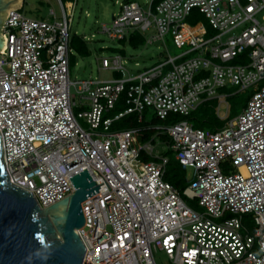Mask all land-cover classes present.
Here are the masks:
<instances>
[{"label":"built area","instance_id":"built-area-1","mask_svg":"<svg viewBox=\"0 0 264 264\" xmlns=\"http://www.w3.org/2000/svg\"><path fill=\"white\" fill-rule=\"evenodd\" d=\"M60 3L63 19L52 10L53 22L26 16L22 3L1 30L0 133L11 182L47 208L75 192L74 175L90 171L100 189L82 204L84 264H158L159 251L173 264H264V0H151L148 9L120 2L113 27L104 24L110 38L140 34L152 44L172 34L189 49L136 75L122 55L103 57L102 68L123 76L81 82L70 78L76 2ZM76 83L87 101L78 114ZM228 84L255 91L236 117L219 106L222 128L145 120L150 108L161 121L189 116L208 99L223 103L218 89ZM123 93L128 107L108 116ZM128 114L146 126L112 130ZM144 130L156 133L144 139ZM163 137L182 167L194 170L183 191L166 180L170 157L155 154Z\"/></svg>","mask_w":264,"mask_h":264},{"label":"rangeland","instance_id":"rangeland-1","mask_svg":"<svg viewBox=\"0 0 264 264\" xmlns=\"http://www.w3.org/2000/svg\"><path fill=\"white\" fill-rule=\"evenodd\" d=\"M65 4V0H62ZM76 2L74 11V20L71 25V37L78 36L86 41L90 51L89 56H82L77 50L73 49V61L70 66V78L72 82H81L84 80L101 79V80H113L123 76L121 73L114 71L113 69L102 68V58L108 57L111 60L117 55H122L126 62V67L131 74H138L145 70L154 67L157 64L165 62L170 56L178 57L182 55L189 47L182 49L178 48L173 40L172 34H168L163 41L149 44L147 39L145 43L136 48L132 46L128 41L123 42L118 39H112L108 33L104 32V24L108 27H113L114 19L120 14L121 6L120 2L125 0H72ZM141 4L144 8H149L151 0H135ZM54 10L56 13V19H63V10L60 0H24L21 12L28 17L45 19L50 22L55 20V16L51 14ZM262 14L259 15V18ZM200 20H204L203 18ZM190 23V22H189ZM240 28L236 29L234 33L240 32ZM156 30L152 28L145 33V37L149 38L152 34H155ZM197 53H191L189 57L196 56ZM179 60L178 62H182ZM137 63H139L137 65ZM168 70V68H167ZM261 84H264L261 83ZM79 83L71 86V93L74 95L75 113L83 112L85 107L82 105L87 101L82 98L83 94L78 91ZM219 93L226 96V101L220 103L218 98L216 104V110L218 112L219 106H221L222 115H226L229 107V118L236 117L244 111L248 101L252 97L255 87H251L246 91H241L238 86L228 84L225 88L218 89ZM87 93H85L86 95ZM204 97V96H203ZM125 108L123 109V111ZM233 112L235 115H231ZM118 111H112L108 114L110 117H114ZM157 114L154 109L150 108L145 116L146 122H151L153 125L168 126L176 121L188 120L193 124L191 117L180 115V119L175 120H157ZM80 123L85 129L90 128V124L86 118H79ZM227 123V121H226ZM117 124V123H116ZM122 125V123H118ZM115 127L112 130H121L123 127ZM155 154L169 156L170 159H175L173 152L169 151L167 142L164 138H158ZM176 160V159H175ZM170 170V167H168ZM186 178L191 179L193 177V168L184 169ZM166 180H168L166 178ZM190 183H185V188ZM185 188H179L183 191ZM188 205L194 209L201 210L198 201L189 200L185 198ZM156 260L158 264H173L169 257L162 251L156 253Z\"/></svg>","mask_w":264,"mask_h":264},{"label":"water","instance_id":"water-1","mask_svg":"<svg viewBox=\"0 0 264 264\" xmlns=\"http://www.w3.org/2000/svg\"><path fill=\"white\" fill-rule=\"evenodd\" d=\"M22 3L0 0V49L6 14ZM10 179L0 133V264H84L86 246L78 232L86 223L82 204L100 189L90 171L74 175L75 192L47 208Z\"/></svg>","mask_w":264,"mask_h":264},{"label":"trees","instance_id":"trees-1","mask_svg":"<svg viewBox=\"0 0 264 264\" xmlns=\"http://www.w3.org/2000/svg\"><path fill=\"white\" fill-rule=\"evenodd\" d=\"M66 1L67 0H65V2ZM195 13L203 17V14H201L200 12H195ZM189 22L191 24L197 23V21L192 18L189 19ZM120 41L123 42L128 41L132 46L138 48L145 43V38L140 34H135L131 36L130 39L125 38ZM72 48L77 50L82 56L90 55V51L86 41H84V39L78 36L72 38ZM73 58L74 55L71 56V62L73 61ZM235 62L241 63L243 61L240 58H237ZM217 100H218L217 98L215 99L213 98L204 101L198 106L196 110H194L189 115V117H191V120L193 121V125L196 128H201L204 130H217L225 126L227 120L221 119L216 110ZM127 107L128 105L126 100V93H123L119 102L117 103L116 108L113 111H118L119 113L123 111L124 108L126 109ZM231 115L234 116L235 114L231 112ZM172 119L176 121L177 119H180V115H171L167 119V121ZM119 122L122 123V125H118ZM115 125H118L117 127H123L124 129L139 125L143 129L144 126H146L145 123L144 124L139 123L136 114L125 115L123 118L116 121L113 127H115ZM144 131H145L144 139H150L156 133L155 130H144ZM163 138L165 139V137ZM168 167H170V170H167L166 173V178L168 179V181L174 184L177 188H185V183L187 182L186 174L179 161L175 159H170Z\"/></svg>","mask_w":264,"mask_h":264},{"label":"crops","instance_id":"crops-1","mask_svg":"<svg viewBox=\"0 0 264 264\" xmlns=\"http://www.w3.org/2000/svg\"><path fill=\"white\" fill-rule=\"evenodd\" d=\"M64 3V2H63ZM66 3H69V4H71V3H74V1H72V0H67V2Z\"/></svg>","mask_w":264,"mask_h":264}]
</instances>
